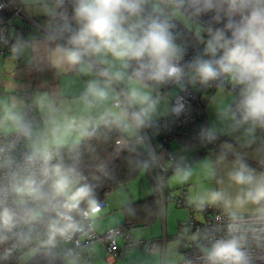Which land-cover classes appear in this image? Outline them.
Wrapping results in <instances>:
<instances>
[{"label": "clouds", "instance_id": "clouds-1", "mask_svg": "<svg viewBox=\"0 0 264 264\" xmlns=\"http://www.w3.org/2000/svg\"><path fill=\"white\" fill-rule=\"evenodd\" d=\"M144 0H75V29H69L64 46L56 53L68 65L99 79L87 81L81 99L85 110L92 109L110 98L119 106L121 95L129 106L139 107L130 114L121 113L136 127L155 111L157 99L148 89L169 82H180L186 76L191 81L207 85L218 80L229 81L238 89L237 111L241 122L264 125V0H166L173 14L192 15L213 13L215 19L226 21L222 28L208 31L204 56L184 61L185 51L176 44L170 25L143 13ZM124 87L117 92L116 86ZM182 110L178 106L177 112ZM15 119V117H13ZM88 121L50 109L44 128L33 142L34 151L28 157L30 168L14 183L12 191L20 198L38 202L37 208L24 210L26 223L37 221L45 212L55 210L53 201L64 197L63 208L74 207L77 193L73 191L80 178L74 165L62 160L53 163L52 145L63 143L73 133L87 135ZM19 131L32 138L31 126L21 124ZM235 184L243 186L233 200L221 191H212L208 199L242 207L264 203V174L255 175L246 165L229 173ZM186 178V177H185ZM45 185H48L47 190ZM201 203L203 197L198 198ZM235 220V212L231 213ZM15 213L5 207L0 210V224L11 229ZM61 221H64L61 224ZM70 216H61L49 224L48 243L56 234L66 235L77 225ZM238 226L229 225L230 232ZM6 237H0V240ZM212 264H246L240 239L217 241L209 253Z\"/></svg>", "mask_w": 264, "mask_h": 264}, {"label": "crops", "instance_id": "crops-1", "mask_svg": "<svg viewBox=\"0 0 264 264\" xmlns=\"http://www.w3.org/2000/svg\"><path fill=\"white\" fill-rule=\"evenodd\" d=\"M18 1L26 15L31 16V22L37 28H29V22L26 21L16 22L18 25L26 23L28 26V33L25 35L23 46L15 53L4 55L0 53V132L15 130L17 121L25 113L28 106H33L38 116V121L33 126L36 134L44 128L45 119L52 108L60 113L75 116L77 119L84 118L88 121V128L97 126L106 114L121 117L125 108L113 106L111 98L92 109L85 110L81 96L85 91L87 81L99 79V77L85 74L68 65L59 58V54L55 51L58 45L64 46L66 44L64 37L57 39L51 34V31H54L55 17L61 0ZM36 5L39 7L36 8ZM40 5L43 6L40 7ZM51 7H54L55 12L48 13ZM119 86L122 87L123 85ZM218 91V89L215 90L207 98L205 105L210 133L222 136L217 141V148L213 151H204L201 141L194 139L170 141L166 146L168 152L171 153L174 161L183 162L184 166L181 169L171 170L170 173L176 172L172 178L168 177L170 173L163 174L164 201L160 200L158 188L151 182V180L153 181L152 176H149L147 172H142L153 185V192L158 194V216L152 224L144 225L152 228V234L137 237L154 239L156 250L150 253L142 247L127 256H165L169 237L175 238L174 234L185 228L186 221L191 214L198 219L196 213H201L198 210L192 213L190 207L187 206L188 204L205 205L206 211L211 212L220 210L226 213L235 212V214L264 213V203L260 205L248 203L242 207L233 204L231 208H225L223 203H212L207 198L212 191H221L227 197L235 199L243 186L235 184L230 179L229 173L238 170L240 164L246 165L257 176L264 174V130L260 124L241 122L239 112L237 114L230 112V106L235 102L233 94L225 90L228 94L222 96V93ZM23 92H27L28 95L23 96ZM170 105L171 101L169 107ZM134 107L137 109L139 106L134 105ZM119 119L123 121L125 134L128 137L143 132L142 126L136 127L127 118ZM81 137L78 133H73L59 145H66ZM32 140L31 138L30 143L33 142ZM158 160L164 169L172 166V162H174L168 157H163L160 153ZM170 178L172 179L171 185L168 183ZM180 189L185 190L187 196L185 205L177 204L173 199ZM122 196H125L126 199H118L111 208L109 200L106 198V204L101 207L99 212L100 216L94 220L108 215L114 217L105 225L98 223L94 227L97 232L102 233L109 227L123 221L122 207L131 201L125 194L122 193ZM199 197L204 198L203 203L200 202ZM131 235L133 236L132 232ZM163 236H165L164 241ZM34 238L30 239V243L35 249L39 241L34 243ZM88 256V259H68L67 264H116L117 262V259L109 258L106 255L105 247L101 242L92 245L88 251Z\"/></svg>", "mask_w": 264, "mask_h": 264}, {"label": "built area", "instance_id": "built-area-1", "mask_svg": "<svg viewBox=\"0 0 264 264\" xmlns=\"http://www.w3.org/2000/svg\"><path fill=\"white\" fill-rule=\"evenodd\" d=\"M162 2L167 6L166 0ZM75 0H61L57 14L56 26L59 28L62 22L68 21L71 11L74 9ZM195 22L200 24L207 32L211 29L221 28L225 20L215 19L213 13L192 15L187 13ZM145 16L150 17L148 14ZM20 21L31 22L23 10L18 0H0V53L8 52L17 43L18 47L23 46V41L15 42L13 36L21 37L28 33L26 23L21 27L17 25L15 19ZM16 19V20H17ZM171 25L178 27L176 21L171 18ZM12 27V32L8 35V27ZM184 30H186L184 28ZM54 37H58L56 31H51ZM178 35V30L176 31ZM177 35L174 37L178 40ZM181 48L185 51L184 61H189L199 56H204L198 49L188 47L186 41L180 42ZM195 52H197L195 54ZM204 58H207L204 56ZM169 86H176L177 92L171 99L170 117L159 120L155 123L156 135L162 134V141L157 148L154 147L151 139L143 128L142 139L145 140L151 158V172L155 185L160 193V200L164 201V184L163 172L165 169L160 165L158 160L159 153L163 157L173 159L168 152L166 143L169 140L181 141L200 138L202 140L204 151H208V146L213 150L217 148L218 134H211L208 127V120L205 114V108L200 102L201 89H212L219 84L227 85L233 91L234 86L227 80H218L210 82L207 85L200 84L198 81H191L187 76L180 82H169ZM118 92L122 89L117 86ZM23 96L28 93L23 92ZM123 102L120 97L119 106ZM239 97L230 106V112H237ZM116 106V102L113 101ZM182 105V110L177 112L178 106ZM38 116L33 106H28L25 113L17 121V128L13 131L0 132V210L7 207L15 213V223L12 229L17 230V238L13 250L12 264H25L24 248L30 236H38L39 244L46 246L49 241V222L43 217L37 221L26 223L24 210L30 208L33 200L30 198H20L12 191L14 183L26 175V170L31 166L28 163V157L34 150L27 148L26 137L19 131L21 124L33 126L37 123ZM264 130V125H260ZM126 139H118L117 145L126 143ZM51 150V149H50ZM52 154L53 151L51 150ZM185 190L180 191L173 198L177 204H186ZM103 203L88 206L82 210L81 219L78 222H72L77 225L75 231H68L66 235L56 234L51 243L56 242L59 253L64 257H71L79 250H86L94 243L101 242L109 258L115 259L122 253L128 252L136 247H143L147 252L153 253L156 250V241L154 239H136L128 232H123L120 226L109 227L104 232L99 233L93 227V221L99 217V212ZM192 213L199 207H191ZM233 220L231 213L216 211L203 219H196L192 216L186 221L185 228L174 234V237L181 241L183 245V258L180 264H212L209 253L217 241L229 240L233 237L240 239L242 250L246 256V264H264V213H243L236 214ZM64 222H61L63 224ZM238 226L236 231L230 232L229 225ZM47 236V237H45ZM121 240V242H120ZM165 236H163V241Z\"/></svg>", "mask_w": 264, "mask_h": 264}, {"label": "trees", "instance_id": "trees-1", "mask_svg": "<svg viewBox=\"0 0 264 264\" xmlns=\"http://www.w3.org/2000/svg\"><path fill=\"white\" fill-rule=\"evenodd\" d=\"M142 8L144 15L148 14L151 16V18L167 22L170 25V31L174 37L177 35L176 31L178 30V40L175 41L177 45L180 46V42L185 40L188 47L198 49L200 53L204 55L206 41L209 38L204 28L203 40L199 41L196 33L189 26H186L178 21L171 13L167 16L162 15L160 11L152 8L146 0H144ZM73 15L74 13L72 10L69 20L62 22L59 28L56 26V21L54 22L53 30L58 33L57 39H61V37L66 39L67 35L69 34V29H75L76 23L73 20ZM171 18L176 21L178 25L177 28L171 25ZM19 27H21V25H19ZM184 28L186 30H184ZM24 38L25 34L21 37L13 36V40L15 42L20 40L24 43ZM19 48L20 47L17 46V43H15L10 51L1 54L4 55L7 53H15ZM196 53L197 52H195V54ZM156 87H161L158 88V90H162L165 87L171 86L168 84H163L157 85ZM217 87L212 89L203 88L200 90V92H198V95L200 94V102L204 108L207 98L212 95ZM121 88H123V86ZM237 91L238 90L235 92ZM121 97H123V102L120 106L124 107L125 111L130 114L132 111L136 110L134 105H127L123 95H121ZM237 97H239V95H237ZM237 112L235 114H237ZM170 115L163 118L146 119L145 123L143 124L144 130L148 134L155 148H157V145H159L162 141V134H155V123L159 120L170 117ZM127 119L132 122L130 116ZM87 133V135H84L79 139V142H74V140L66 145H56L50 148L53 151V163L62 160L67 165H74L79 172L80 178L76 182L73 191L75 192L78 188H84L86 191L85 193H77L78 201H74V207L70 209L60 206L64 202V197H59L57 200L53 201V204L56 205L55 210L45 212L42 215L46 222L50 223L52 220H59L62 215L70 216V222H78L81 219V213L84 208L98 203H103L104 206L106 204L107 195L121 186H128V184L132 180L138 178L142 172H147V174L152 176L153 179V174L151 172L152 158L145 140L142 139L143 132H141L139 135L128 137L125 134V126L123 121H121L115 115L106 114L103 116L101 122L97 126L89 127L87 129ZM218 135L219 140L222 136L220 134ZM118 139H126L127 142L119 146L116 143ZM193 139L200 140L202 143V140L199 137ZM170 141L175 140H169L166 143V146ZM207 148L208 151L213 149L211 146H208ZM171 161H174V159ZM183 166V162L174 161L172 162V166L165 169L163 174L166 175L170 173L171 170H174L175 168L181 169ZM151 182L155 184L154 179L153 181L151 180ZM47 188L48 185H45L46 190ZM187 206L190 208L199 207V211L203 213L204 216H209L214 212L206 211L204 208L205 205L202 206L196 204V206H194L188 204ZM37 207L38 202L33 201V204L30 208ZM122 212L124 216L123 221L117 225L121 227L123 232L131 233L132 227L152 224L158 216L157 192L154 191L152 194H148L141 199L125 204L122 207ZM49 234L51 236L50 231ZM50 236H48L49 239ZM0 237H6V239L0 240V264H12L13 250L17 238V230L12 228L9 230L0 224ZM32 237L38 239V236H30L27 244L23 246V254L28 249V247L32 246L30 243V239ZM90 248L86 250H79L73 256L68 258L62 256L59 253V250L56 247V242L47 243L46 246L38 244L35 246L34 252L28 256V259L24 258V260L25 264H67V260L72 258L78 260L88 259V251ZM125 254L126 252L122 253L118 257H122Z\"/></svg>", "mask_w": 264, "mask_h": 264}, {"label": "rangeland", "instance_id": "rangeland-1", "mask_svg": "<svg viewBox=\"0 0 264 264\" xmlns=\"http://www.w3.org/2000/svg\"><path fill=\"white\" fill-rule=\"evenodd\" d=\"M40 1H43V0H40ZM46 1H49V0H46ZM146 1L149 3V5L152 8L160 11V13L164 16H167L171 13L182 24L189 26L196 33V36L199 39V41L203 40V33H204L203 27L200 24H198L197 22H195L187 13L174 15L171 8L168 6V4L166 6L162 2V0H146ZM52 5H54V4L52 3ZM41 6H43V5H40V7ZM38 7H39V5H36V8H38ZM53 11H54V7H51L48 13L53 12ZM30 17L31 16H29V18ZM16 19H15V22L20 21L19 19H17V20ZM74 22H75V20H74ZM28 26H29V28H35V29L37 28L33 22H29ZM11 32H12V27L9 26L8 27V35H10ZM158 88H161V87H155V88L147 90L150 92V94L154 98L157 99L156 109L154 112H152L150 114V117L148 119L163 118V117L170 115V113H171V109L169 107V102L171 101V98L177 92L176 86L165 87L162 90H158ZM217 89L219 90L218 91L219 93L220 92L222 93V96L227 95L228 92L232 93L234 96V101L237 99V95H239V94H236V93H238V91L233 92V90L230 89L227 85H219L217 87ZM225 90H228V92ZM32 134H33V136H32L33 140L32 141L34 142V138L36 135V131L34 128H33ZM79 139L77 138L74 142H79L80 141ZM30 141H31V139L29 137H26V146H27V148L34 150L33 142L30 143ZM173 174H176V172L170 173V175L168 177L172 178L174 176ZM171 178L169 179V182H168L169 185H171V180H172ZM74 187H75V185H74ZM74 187H73V189H74ZM170 187H172V186H170ZM153 190H154L153 185L149 182L145 173H141L139 175V177L136 178L135 180H132L128 184V186H121L120 188L116 189L115 191H113L109 195H107V199L109 200V206L111 208L112 204L115 205L116 202L118 201V199H121V198L126 199V198H124L125 196H122V193H123V195L125 194L130 201H134V200H138V199L145 197L147 194H152ZM130 197H132V198L130 199ZM129 200H126V201H129ZM74 201L75 202L78 201L77 195H76V198ZM114 213H115V211H114ZM113 217H114L113 215L112 216L110 215V217L108 215L106 217H101L98 220H94L93 221V227H96L98 223L101 225H105L106 222H108L110 219L112 220ZM196 217L198 219H203L204 215H203V213H196ZM151 230H152V228L150 226H135V227L131 228V232H132L133 236L134 235L135 236L134 237L132 235L131 236L133 238H136V239H146V238H140V237L151 235L152 234ZM137 236H140V237H137ZM34 240H35L34 243H37L39 241L37 238H34ZM138 248H142V247H136V248L126 252L125 256L118 257L116 264H180V262L183 258V249H184L183 245H182L180 240L175 239V238L169 237L167 252H166L165 256H127L129 253L140 250ZM33 250H34V248L32 246L28 247L26 254H24V255H26V256H24V258L28 259L27 256L31 255L33 253Z\"/></svg>", "mask_w": 264, "mask_h": 264}, {"label": "water", "instance_id": "water-1", "mask_svg": "<svg viewBox=\"0 0 264 264\" xmlns=\"http://www.w3.org/2000/svg\"><path fill=\"white\" fill-rule=\"evenodd\" d=\"M224 23H226V21L223 22V24L221 25V28L224 26Z\"/></svg>", "mask_w": 264, "mask_h": 264}]
</instances>
